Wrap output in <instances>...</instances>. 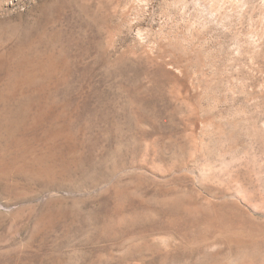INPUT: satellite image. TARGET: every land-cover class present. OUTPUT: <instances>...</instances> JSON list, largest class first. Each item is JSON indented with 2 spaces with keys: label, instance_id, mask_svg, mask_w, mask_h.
<instances>
[{
  "label": "rangeland",
  "instance_id": "374dc122",
  "mask_svg": "<svg viewBox=\"0 0 264 264\" xmlns=\"http://www.w3.org/2000/svg\"><path fill=\"white\" fill-rule=\"evenodd\" d=\"M0 264H264V0H0Z\"/></svg>",
  "mask_w": 264,
  "mask_h": 264
}]
</instances>
